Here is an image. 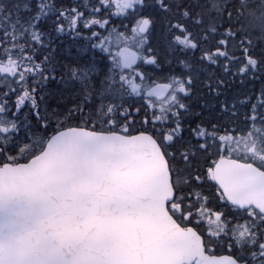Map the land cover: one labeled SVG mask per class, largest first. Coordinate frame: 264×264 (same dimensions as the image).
Instances as JSON below:
<instances>
[{
	"label": "snow or ice",
	"instance_id": "snow-or-ice-1",
	"mask_svg": "<svg viewBox=\"0 0 264 264\" xmlns=\"http://www.w3.org/2000/svg\"><path fill=\"white\" fill-rule=\"evenodd\" d=\"M0 264H264V0H0Z\"/></svg>",
	"mask_w": 264,
	"mask_h": 264
}]
</instances>
